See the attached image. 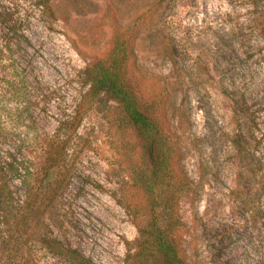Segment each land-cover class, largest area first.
Here are the masks:
<instances>
[{
	"label": "rangeland",
	"instance_id": "374dc122",
	"mask_svg": "<svg viewBox=\"0 0 264 264\" xmlns=\"http://www.w3.org/2000/svg\"><path fill=\"white\" fill-rule=\"evenodd\" d=\"M38 1L0 0V75L12 56L39 89L24 102L0 78V164L7 157L32 161V193L51 236L92 264H132L137 222L149 209L133 177L149 175V162L121 108L90 93L84 80L123 33L132 49L129 84L141 103L153 104L178 174L192 181L179 200L186 263L264 264L261 218H251L232 194L240 169L231 145L234 85L264 132V48L248 31L243 0H162L158 17L143 15L150 1L137 8L141 0H48L44 9ZM13 22L24 38L8 30ZM44 135L68 138L53 165L36 154ZM258 180L249 192L257 208L256 198L264 200ZM9 181L0 246L2 257L14 260L25 241L18 216L24 188ZM135 206L145 214L137 221L127 210Z\"/></svg>",
	"mask_w": 264,
	"mask_h": 264
},
{
	"label": "trees",
	"instance_id": "16d2710c",
	"mask_svg": "<svg viewBox=\"0 0 264 264\" xmlns=\"http://www.w3.org/2000/svg\"><path fill=\"white\" fill-rule=\"evenodd\" d=\"M146 1H150L149 8L143 15L149 16L151 13L152 17H158L163 6L162 0H141L137 8L148 7ZM47 3L48 0L37 2L43 9L47 7ZM242 5L249 14L246 19L248 31L254 34L257 44L264 48V0H243ZM12 24L8 30L14 36L24 38L22 32L18 33L16 23ZM7 42L9 43L10 40L7 39ZM0 51L2 53V50ZM130 53L132 49L129 46V38L123 33H117L107 56L96 59L84 73V80L89 83L90 93H103L121 108L139 137L142 151L149 162V175L143 172L133 177L134 183L142 189L144 197L148 199L149 209L143 223L137 222L138 238L128 260L132 264H187L178 241V231L184 227L179 212V200L190 190L192 181L182 171H180L181 175L178 174L179 170L175 166L169 140L162 131L153 104L141 103L129 84ZM7 58L6 63L1 66L4 76L0 75V78L3 80L4 77L3 84L13 90V98L26 102L28 96L39 90L37 84L34 86L29 82L28 70L25 67H17L12 56ZM229 94L232 96L235 121V134L231 138V145L240 166L237 186L232 194L239 198L244 209L251 211V218L259 214L264 229V200L260 197L256 198V202L259 203L257 208L254 198L249 197L252 182L257 176L264 193V150L262 149L264 132L259 130L254 111H251L244 99L240 85H234ZM36 96L37 94L33 97ZM28 112L29 109L25 105L22 113L26 114L24 119L28 118L30 121L31 116L27 115ZM67 139L44 135L41 138L42 145L37 143L36 154L44 155L45 162L53 165L56 160L62 158L59 144L66 143ZM9 158L7 157L0 164V207L11 201L9 180L11 178L18 180L24 188V200L20 205L18 216L21 223L20 231L25 235V241L19 248L23 251L19 259H4L0 246V264H92V261L78 250L64 246L51 236L38 210L41 202L38 204L36 195L32 193L31 182L33 181L34 184L37 182L35 171L31 168L32 161L23 158L16 163V159ZM15 164L18 166L15 167ZM44 180L46 186H50L49 179ZM59 188L57 183L55 190ZM243 194H247L246 199L242 197ZM127 210L136 221L145 217L144 212L142 213L136 206L134 209L128 207ZM254 210H257V213H254Z\"/></svg>",
	"mask_w": 264,
	"mask_h": 264
}]
</instances>
